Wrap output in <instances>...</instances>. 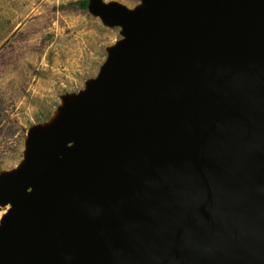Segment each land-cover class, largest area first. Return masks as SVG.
Segmentation results:
<instances>
[{"label":"water","instance_id":"1","mask_svg":"<svg viewBox=\"0 0 264 264\" xmlns=\"http://www.w3.org/2000/svg\"><path fill=\"white\" fill-rule=\"evenodd\" d=\"M122 38L0 171V264H264V0H89Z\"/></svg>","mask_w":264,"mask_h":264},{"label":"rangeland","instance_id":"2","mask_svg":"<svg viewBox=\"0 0 264 264\" xmlns=\"http://www.w3.org/2000/svg\"><path fill=\"white\" fill-rule=\"evenodd\" d=\"M78 1L0 0V171L20 163L30 126L48 119L63 93L85 88L122 38Z\"/></svg>","mask_w":264,"mask_h":264},{"label":"trees","instance_id":"3","mask_svg":"<svg viewBox=\"0 0 264 264\" xmlns=\"http://www.w3.org/2000/svg\"><path fill=\"white\" fill-rule=\"evenodd\" d=\"M88 2L89 0H79L77 3H73V5L80 6L82 8H87L88 7Z\"/></svg>","mask_w":264,"mask_h":264}]
</instances>
